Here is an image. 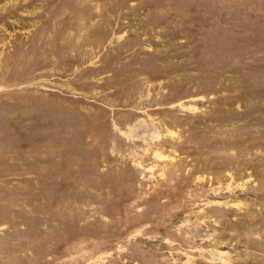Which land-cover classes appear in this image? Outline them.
Wrapping results in <instances>:
<instances>
[{"label":"rangeland","instance_id":"obj_1","mask_svg":"<svg viewBox=\"0 0 264 264\" xmlns=\"http://www.w3.org/2000/svg\"><path fill=\"white\" fill-rule=\"evenodd\" d=\"M0 264H264V0H0Z\"/></svg>","mask_w":264,"mask_h":264}]
</instances>
